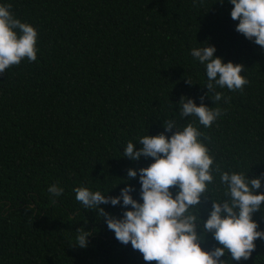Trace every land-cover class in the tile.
Returning <instances> with one entry per match:
<instances>
[{"label": "trees", "instance_id": "1", "mask_svg": "<svg viewBox=\"0 0 264 264\" xmlns=\"http://www.w3.org/2000/svg\"><path fill=\"white\" fill-rule=\"evenodd\" d=\"M0 4H11L15 17L39 33L36 61L25 58L0 74V264H149L115 238L98 209H85L74 189L118 196L130 184L142 202L139 169L154 158L132 160L123 151L129 141L139 149L147 134L170 138L176 129L166 131L164 121L176 120L178 129L193 122L223 171L264 176V48L236 31L230 0ZM206 44L225 63L245 66L243 91L207 88L206 65L191 55ZM217 91L223 97L215 102ZM182 96L224 114L208 128L182 118ZM130 168L137 176L129 180ZM57 183L64 188L58 197L48 192ZM261 183L257 192H264ZM224 189L214 173L198 206L202 220ZM100 207L122 218L131 205L121 198ZM253 219L264 230V206ZM77 229L91 233L86 248L71 245ZM204 236L206 250L220 246L211 232ZM255 244L248 260L233 261L227 252L221 260L264 264V239Z\"/></svg>", "mask_w": 264, "mask_h": 264}, {"label": "clouds", "instance_id": "2", "mask_svg": "<svg viewBox=\"0 0 264 264\" xmlns=\"http://www.w3.org/2000/svg\"><path fill=\"white\" fill-rule=\"evenodd\" d=\"M230 3L231 18L239 21L236 31L264 48V0H230ZM11 8V4H0V74L25 58L36 61L39 51L38 29L15 17ZM215 52V46L207 44L191 51L194 58L206 65L207 88L213 91L219 86L243 91L249 83L242 75L245 66L232 61L225 63ZM222 97L223 93L217 91L212 99L218 102ZM200 99L203 101L204 97ZM179 105L180 117H196L206 128L224 114L220 107L197 105L184 96ZM176 124V120L164 121L166 131L176 129L170 138L163 132L147 134L138 139L139 149L132 141L124 148L123 156L132 160L142 156L154 158L149 166L139 169L142 202L133 198L130 184L118 196L76 187L75 199L85 209H98L115 238L123 245L130 243L149 264H224L221 257L226 252L233 261L248 260L256 248L255 241L264 239V230H259L258 222L253 219V214L264 206V192L256 191L261 188L264 176L250 179L244 172L223 171L207 145L200 141L201 132L195 124L189 122L182 129ZM214 173L220 174V183L225 186L224 198L213 200L209 217L202 220L198 206L214 181ZM136 176L137 170L130 168L127 179ZM173 189L177 190L175 195ZM48 192L58 197L64 188L52 184ZM121 198L123 206L131 205L122 218L100 207L109 203L116 206ZM77 232L76 242L71 245L86 248L91 233L80 229ZM207 232L213 234L219 247L206 250L201 246Z\"/></svg>", "mask_w": 264, "mask_h": 264}]
</instances>
